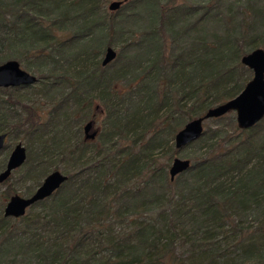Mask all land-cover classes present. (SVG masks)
Here are the masks:
<instances>
[{
    "label": "trees",
    "instance_id": "1",
    "mask_svg": "<svg viewBox=\"0 0 264 264\" xmlns=\"http://www.w3.org/2000/svg\"><path fill=\"white\" fill-rule=\"evenodd\" d=\"M111 1L0 0V65L28 62L51 106L40 123L12 94L34 86L0 89V135L42 140L22 168L37 188L69 179L16 220L4 210L18 192L0 185V264H264V120L240 131L230 113L187 149L174 142L252 80L241 60L264 50V2ZM121 43L136 55L112 73L121 54L107 68L99 56ZM100 106L106 130L86 142L74 130Z\"/></svg>",
    "mask_w": 264,
    "mask_h": 264
},
{
    "label": "water",
    "instance_id": "2",
    "mask_svg": "<svg viewBox=\"0 0 264 264\" xmlns=\"http://www.w3.org/2000/svg\"><path fill=\"white\" fill-rule=\"evenodd\" d=\"M122 6V2L115 1L109 6V11L116 13ZM117 59V53L114 49L108 48L102 67L107 68V66L116 62ZM241 62L247 70L253 73V78L247 87L236 99L220 105L218 108L211 109L203 117L188 123L176 135L174 140L177 151L181 152L187 149L188 146L197 143L204 136V125L208 121L221 119L230 113L235 114L237 128L240 131H251L264 120V50H255L248 56L243 57ZM38 83L37 77L25 72L19 62L9 61L0 65V89H28ZM93 129L94 123L91 122L84 128L87 142L95 141L98 136V134L93 132ZM7 143V135L1 134L0 154L6 150ZM8 160L3 173L0 174V185L6 183L16 171L24 167L28 160L26 148L21 144L15 146ZM191 167L192 163L189 160L175 159L169 170L171 182H175L179 176L187 173ZM68 181L69 179L59 171L50 174L32 197L26 199L19 195L12 197L5 207V218L16 220L26 217V213L30 208L53 197Z\"/></svg>",
    "mask_w": 264,
    "mask_h": 264
},
{
    "label": "rangeland",
    "instance_id": "3",
    "mask_svg": "<svg viewBox=\"0 0 264 264\" xmlns=\"http://www.w3.org/2000/svg\"><path fill=\"white\" fill-rule=\"evenodd\" d=\"M119 2L120 0H112L110 3L112 2ZM257 1V0H255ZM264 2V0H261ZM186 5H190L191 3L189 2H185ZM140 38H141V35H139L138 37L135 38V43H139L140 41ZM122 44V43H121ZM119 44L117 45V47H113L114 51L117 53V57L118 55L121 54V57L122 59H118V61L115 63L114 65V70H111V72H116L117 69L121 66H123L124 64H126L127 60H129L130 57H134L136 55V51L134 48L131 49L130 48H127L124 44ZM106 53V52H105ZM105 53L102 54L101 56H99V60L100 62L102 63L103 60H104V56H105ZM6 63V62H4ZM3 63V64H4ZM27 63L28 62H25L24 64L21 63V68L25 71V72H28L29 74H32L34 75L35 77H37V79L39 80V83L37 85L34 86L33 89L31 90H28V91H24V90H21V91H15V90H12V94H13V100L15 101H21L23 104V106H30V108H27L26 111H23V108H17V110H19V112L22 114V112H25V116H29L30 118H39L41 119L40 120V123H44L45 121H47L48 119V115L47 113L50 111L51 109V106L49 103H47V100L45 97H43V91H44V86H42L43 84L40 82V75L35 72L36 70L35 69H32L31 71H29L26 66H27ZM113 64V63H112ZM116 70V71H115ZM253 77V75H252ZM41 83V84H40ZM123 83L121 84H118L116 86L117 89H120L119 91L123 90V87H122ZM43 95V96H42ZM102 108L100 106V108L98 109V111L95 110V108L93 109L92 113L93 114H96L97 118H96V125H95V128H94V132L96 133H102L104 130H106V127L104 125V121H105V117L103 115V113L101 112ZM34 115V116H33ZM26 118V117H25ZM213 121V120H212ZM86 125H81L79 128V130H74V131H78V135H80V139H84L85 138V135L83 134V129ZM213 126V123L211 121H208L205 126H204V129L205 131L208 130V128L212 127ZM74 132V133H76ZM23 134V135H22ZM20 134L19 136H13L11 140L8 141V145L9 146V150L6 151L4 154H2V156H0V167L2 165V163L5 161L4 159H6V161H9V157L11 155V153L13 152L14 150V147L21 144L24 148H26L27 150V154H33L39 150V145L40 143H42V140H40L39 138H35L32 139V138H27L25 137L24 135V132ZM46 139V138H45ZM45 139L43 141H45ZM115 142H117V140H115ZM191 152V151H189ZM192 153V152H191ZM189 153H187L186 155L187 156H181L179 157L180 159L182 160H189L190 156L188 155ZM8 155V156H7ZM32 155V156H33ZM159 159L161 160L162 162V156L161 154H159ZM26 168L25 169H20L19 171H16L13 176L11 177V180H10V183L9 185L7 186H4V190L10 188L12 189V191H16L18 192L17 195H19L20 197L26 199L28 198V194L31 193L32 195H34L36 193V190L38 189L37 186H36V183L34 182H30V181H27L26 179ZM62 172V170L60 171ZM1 174V173H0ZM249 228H251V230L253 231L255 228H256V224L250 222L249 223Z\"/></svg>",
    "mask_w": 264,
    "mask_h": 264
},
{
    "label": "flooded vegetation",
    "instance_id": "4",
    "mask_svg": "<svg viewBox=\"0 0 264 264\" xmlns=\"http://www.w3.org/2000/svg\"><path fill=\"white\" fill-rule=\"evenodd\" d=\"M93 132H94V129H93ZM94 133H96V132H94ZM96 134H98V133H96ZM98 136H99V134H98ZM98 136H97V138H98ZM97 138H96V139H97ZM85 139H86V136H85ZM91 142H93V141H91Z\"/></svg>",
    "mask_w": 264,
    "mask_h": 264
}]
</instances>
